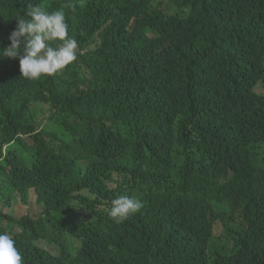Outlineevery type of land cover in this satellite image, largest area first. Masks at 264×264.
Instances as JSON below:
<instances>
[{
    "label": "trees",
    "instance_id": "trees-1",
    "mask_svg": "<svg viewBox=\"0 0 264 264\" xmlns=\"http://www.w3.org/2000/svg\"><path fill=\"white\" fill-rule=\"evenodd\" d=\"M168 1L0 0V48L33 4L79 52L37 80L0 59V204L43 207L0 209L23 264H264V0ZM119 195L143 207L117 224Z\"/></svg>",
    "mask_w": 264,
    "mask_h": 264
},
{
    "label": "clouds",
    "instance_id": "clouds-1",
    "mask_svg": "<svg viewBox=\"0 0 264 264\" xmlns=\"http://www.w3.org/2000/svg\"><path fill=\"white\" fill-rule=\"evenodd\" d=\"M66 7L73 9L74 4L69 2ZM8 40L10 44L0 48V59L18 58L20 76L27 80L54 77L79 55L78 43L69 36L66 13L61 9L49 12L40 5L29 4L24 17L17 18ZM142 207L139 199L119 195L112 200L107 215L119 224ZM0 264H23L15 240L7 233H0Z\"/></svg>",
    "mask_w": 264,
    "mask_h": 264
},
{
    "label": "rangeland",
    "instance_id": "rangeland-1",
    "mask_svg": "<svg viewBox=\"0 0 264 264\" xmlns=\"http://www.w3.org/2000/svg\"><path fill=\"white\" fill-rule=\"evenodd\" d=\"M162 9L167 15H174L176 13V10L172 3H170L168 0H163ZM255 92L264 95V81H259L256 86L254 87ZM25 142L27 144L30 143L29 137H24ZM54 145L57 146L59 149V145L57 143H54ZM30 200H28L27 204H21L18 201L11 202V204H6L4 202V199L1 201L0 209L2 213H8L13 215V217H17L20 213L27 214L28 216L32 218H37L42 213V205L37 203L35 201V195L33 194V191H30L29 195ZM228 219V218H227ZM224 219V222L227 220ZM5 224V222H4ZM229 225L234 228L238 229L239 226L242 227V220L239 218L238 214L234 217L233 221H229ZM14 230H19L17 227H14ZM213 233L216 237L222 238L223 235V227L222 222L220 220H214L213 222ZM9 234V232H7ZM58 242L64 243L66 248L70 250L71 252L77 251V249H80L82 246V239L79 237H74L69 234L62 237V239L58 238ZM36 244L43 248V250L47 251L48 253H51L52 255L58 256L60 253L59 249V243H48L44 241V239H40V241H37ZM233 242H230L228 244V247H232Z\"/></svg>",
    "mask_w": 264,
    "mask_h": 264
}]
</instances>
